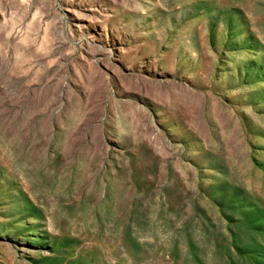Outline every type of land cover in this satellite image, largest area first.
I'll return each instance as SVG.
<instances>
[{
	"label": "rangeland",
	"instance_id": "obj_1",
	"mask_svg": "<svg viewBox=\"0 0 264 264\" xmlns=\"http://www.w3.org/2000/svg\"><path fill=\"white\" fill-rule=\"evenodd\" d=\"M0 264H264V0H0Z\"/></svg>",
	"mask_w": 264,
	"mask_h": 264
}]
</instances>
